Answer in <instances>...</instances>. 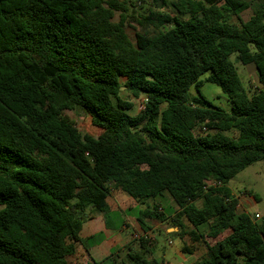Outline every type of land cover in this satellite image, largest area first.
Here are the masks:
<instances>
[{
	"label": "trees",
	"instance_id": "1",
	"mask_svg": "<svg viewBox=\"0 0 264 264\" xmlns=\"http://www.w3.org/2000/svg\"><path fill=\"white\" fill-rule=\"evenodd\" d=\"M135 2L149 11L132 17V41L131 0H0V264H70L85 214H106L112 189L144 205L143 231L167 218L155 199H170L182 251L205 246L195 264H264V215L239 211L227 186L264 160V0ZM232 54L255 66L257 91ZM205 73L229 111L201 95ZM121 86L146 99L137 114ZM69 111L102 132H81ZM99 264L164 262L130 252Z\"/></svg>",
	"mask_w": 264,
	"mask_h": 264
},
{
	"label": "crops",
	"instance_id": "2",
	"mask_svg": "<svg viewBox=\"0 0 264 264\" xmlns=\"http://www.w3.org/2000/svg\"><path fill=\"white\" fill-rule=\"evenodd\" d=\"M241 194H243L241 197L238 196L239 194H235L238 198L239 211H243V205L246 202L251 203L257 200L253 194L248 195L245 191ZM106 201L108 204L106 214L93 211L85 214L78 234L79 240L74 242L75 251L67 258L70 264H99L108 257L118 262L127 261L130 252L139 253L148 259L163 261L164 264H174L175 262L171 261L172 258L177 261V264L185 262L184 254L186 252L182 251V247L179 252L172 251L171 253L158 239L160 237L167 241L170 236L176 235V227H172L171 231V228L165 225L173 213L169 214V211L165 213L167 218L164 221L156 218L146 219L149 228L143 231L136 220V215L140 209L144 208V205L137 203L129 195L118 189H112ZM155 201L160 203L158 199ZM169 202L171 204L169 208L174 207L170 199ZM138 205L141 208L137 210L136 215L131 218L128 217L127 212L130 209H137ZM160 210L165 211L162 205ZM111 216L116 218L112 219ZM143 232L148 233L152 240L142 242L133 237V233L142 234Z\"/></svg>",
	"mask_w": 264,
	"mask_h": 264
},
{
	"label": "rangeland",
	"instance_id": "3",
	"mask_svg": "<svg viewBox=\"0 0 264 264\" xmlns=\"http://www.w3.org/2000/svg\"><path fill=\"white\" fill-rule=\"evenodd\" d=\"M133 4H137L135 7L128 6L127 8V21L125 23V31L128 35V37L134 41L135 33L141 32V27L133 20L132 17H140L142 15H145L149 11V7L145 4H138L135 2V0H131ZM251 14V8L243 11L241 13V16L243 19H247L249 15ZM119 14L116 13L114 20H118ZM230 22L237 23V19L234 15L230 16ZM231 60L234 62L237 72L241 78V81L243 85L248 89L250 93H253L258 90L260 87V84L258 82L257 78V72L255 69V66L253 64H247L244 65L240 63L236 59V54L231 55ZM208 73L203 74L200 79L203 80V83L200 87V93L202 96L205 97V99L213 106H218L220 108H223L226 111L230 110L231 103L227 97L226 94H224L220 88L211 82L205 81L204 78L207 76ZM121 82H123V79L121 78ZM119 96L125 100H128L132 102L133 106L128 110V113L131 115L137 114L144 106L143 97L139 98H133L129 92L121 86L119 91ZM190 96H199L198 92L195 90L194 87L190 89ZM113 102L116 103V98H112ZM69 115L74 120V123L76 127L83 133H89L93 136H98L102 129L94 126L91 123L90 117L84 113L76 112V111H69ZM229 135H236L237 132L235 130H231L227 132ZM231 191L235 194H239L238 196H242L241 194L244 191H248L252 194L257 195L258 199L254 202H246L243 206V211L253 215L255 212H258L259 214H264V160L256 161L251 164H249L246 168H244L242 171H240L238 174H236L228 183L227 185ZM234 194V195H235ZM248 196V195H244ZM161 205L164 207V212H168L169 206H171L169 199L167 197L164 198H157ZM152 201L149 203L151 204ZM197 204H200V201L197 202ZM141 206H137V209H130L127 212L128 217H134L136 215L137 210H139ZM112 219L116 218L115 216H111ZM165 225L168 228H171L172 226L169 223V220L165 222ZM207 223L200 226V230L202 232L207 230ZM230 230L225 231L222 235H226ZM159 241L164 244L167 249L172 253V251H180L181 247L184 244H189L190 241L188 237H185V239H181L177 235H172L168 238V240H164V238H158ZM206 241L212 242L213 240L206 238ZM205 246L204 244H198L197 250L194 253H186L185 255V262L183 264H195L196 261H198L201 256H203L205 253ZM172 262H175L174 264H177V261L172 258Z\"/></svg>",
	"mask_w": 264,
	"mask_h": 264
},
{
	"label": "built area",
	"instance_id": "4",
	"mask_svg": "<svg viewBox=\"0 0 264 264\" xmlns=\"http://www.w3.org/2000/svg\"><path fill=\"white\" fill-rule=\"evenodd\" d=\"M145 98H143V102H145ZM144 104V103H143ZM204 131H206V127H204V126H202L201 127V132H204ZM215 183L214 182H212V181H207L206 182V185H214ZM262 217V215L261 214H259V213H254L253 215H252V218L254 219V220H258V219H260ZM133 237L135 238V239H137V240H140V239H146V240H148V241H151L152 240V238L150 237V235L148 234V233H146V232H143L142 234H138V233H133Z\"/></svg>",
	"mask_w": 264,
	"mask_h": 264
}]
</instances>
